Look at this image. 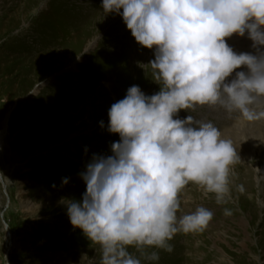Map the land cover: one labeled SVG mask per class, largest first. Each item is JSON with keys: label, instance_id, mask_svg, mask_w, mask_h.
I'll list each match as a JSON object with an SVG mask.
<instances>
[{"label": "rangeland", "instance_id": "rangeland-1", "mask_svg": "<svg viewBox=\"0 0 264 264\" xmlns=\"http://www.w3.org/2000/svg\"><path fill=\"white\" fill-rule=\"evenodd\" d=\"M101 5L0 0V128L12 108L0 149V264H100V246L71 225L67 202L82 199L80 173L93 154L112 155L120 140L108 131L111 105L133 85L146 95L160 90L150 64L155 49L140 45L122 16ZM225 39L237 53L264 51L247 33ZM187 115L212 121L236 147L231 193L217 203L215 194L189 184L177 216L211 210L204 231L177 233L171 252L148 249L159 261L130 251L142 264H264V119L242 122L209 106L178 117Z\"/></svg>", "mask_w": 264, "mask_h": 264}, {"label": "clouds", "instance_id": "clouds-1", "mask_svg": "<svg viewBox=\"0 0 264 264\" xmlns=\"http://www.w3.org/2000/svg\"><path fill=\"white\" fill-rule=\"evenodd\" d=\"M101 7L155 49L150 64L160 90L146 95L133 85L111 105L108 131L120 140L112 155L93 154L80 173L86 191L67 202V214L100 246V264L159 261L147 250L171 252L177 233L202 232L213 217L203 206L178 217L182 190L195 184L226 202L240 159L212 121L179 112L209 106L242 122L264 119V51L237 53L225 39L247 33L253 47L264 46V0H102Z\"/></svg>", "mask_w": 264, "mask_h": 264}, {"label": "bare ground", "instance_id": "bare-ground-1", "mask_svg": "<svg viewBox=\"0 0 264 264\" xmlns=\"http://www.w3.org/2000/svg\"><path fill=\"white\" fill-rule=\"evenodd\" d=\"M88 45L89 46L92 45V42H90ZM11 112H12V108H10L6 112V114H5L4 118H3V122H2L1 128H0V149L3 146V144H4L5 138H6L7 133H8V127H9L8 124H9Z\"/></svg>", "mask_w": 264, "mask_h": 264}, {"label": "water", "instance_id": "water-1", "mask_svg": "<svg viewBox=\"0 0 264 264\" xmlns=\"http://www.w3.org/2000/svg\"><path fill=\"white\" fill-rule=\"evenodd\" d=\"M5 228H6V224H5ZM7 230V229H6Z\"/></svg>", "mask_w": 264, "mask_h": 264}]
</instances>
